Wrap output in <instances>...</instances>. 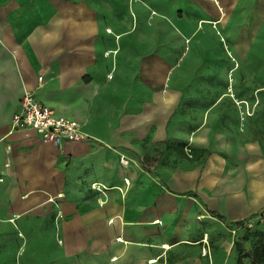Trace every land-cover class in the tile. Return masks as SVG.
I'll list each match as a JSON object with an SVG mask.
<instances>
[{"label":"crops","instance_id":"crops-1","mask_svg":"<svg viewBox=\"0 0 264 264\" xmlns=\"http://www.w3.org/2000/svg\"><path fill=\"white\" fill-rule=\"evenodd\" d=\"M263 28L264 0H0V264H183L164 252L196 216L230 223L264 206V160L228 127L249 91L234 63ZM25 90L90 138L59 151L11 129ZM183 122L199 125L186 138L208 150L201 163L141 164L143 141Z\"/></svg>","mask_w":264,"mask_h":264},{"label":"rangeland","instance_id":"rangeland-1","mask_svg":"<svg viewBox=\"0 0 264 264\" xmlns=\"http://www.w3.org/2000/svg\"><path fill=\"white\" fill-rule=\"evenodd\" d=\"M8 66H13L12 61H9ZM245 67L249 69V91H242L239 87L236 96L234 93V98L245 100L247 104H241L238 107L233 102L236 108L230 115L231 124L228 127L245 128V134L236 137L233 142L250 152H259L258 157L264 160V28L259 40L251 47L249 62L243 65L234 63L239 82L242 80L240 73ZM12 88L13 81L9 91H6L5 98L12 94ZM178 111L195 121L202 110L181 108ZM198 126L195 122H183L179 125L181 130L179 136L167 137L153 143L150 140H144L141 146L145 154L141 164L152 166L154 173L158 174L164 168L173 169L178 166L186 167L201 163L207 156L208 150L191 145L190 140L186 138L187 134ZM143 168L145 169L144 166ZM147 170L150 172L151 169L147 168ZM149 187V181L140 178L136 189L141 191ZM190 224L194 226L195 233L185 235L186 240L180 241L172 249L164 252L168 261L173 262L179 258L181 263L191 264L192 258L199 257L205 264H222V262L223 264H252L253 249L264 241V206L247 217L230 223L217 219L215 216L207 217V214L203 212L202 216H196L188 225ZM200 238L207 240L206 253L207 248L210 252L207 256L201 254L202 243L193 244L192 242H198Z\"/></svg>","mask_w":264,"mask_h":264},{"label":"built area","instance_id":"built-area-1","mask_svg":"<svg viewBox=\"0 0 264 264\" xmlns=\"http://www.w3.org/2000/svg\"><path fill=\"white\" fill-rule=\"evenodd\" d=\"M41 80L42 75H39L37 81ZM10 127L31 129L42 142L54 145L59 151H62L68 142L90 138L81 130L76 120L55 114L52 108L39 102L31 91L26 90L19 99L17 111L11 117ZM120 161L124 164V157Z\"/></svg>","mask_w":264,"mask_h":264},{"label":"trees","instance_id":"trees-1","mask_svg":"<svg viewBox=\"0 0 264 264\" xmlns=\"http://www.w3.org/2000/svg\"><path fill=\"white\" fill-rule=\"evenodd\" d=\"M252 264H264V241L252 251Z\"/></svg>","mask_w":264,"mask_h":264},{"label":"bare ground","instance_id":"bare-ground-1","mask_svg":"<svg viewBox=\"0 0 264 264\" xmlns=\"http://www.w3.org/2000/svg\"><path fill=\"white\" fill-rule=\"evenodd\" d=\"M166 246V245H165Z\"/></svg>","mask_w":264,"mask_h":264}]
</instances>
